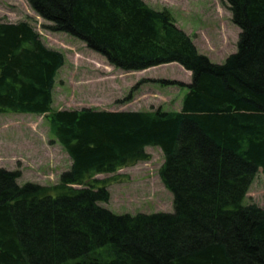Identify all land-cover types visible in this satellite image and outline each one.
I'll use <instances>...</instances> for the list:
<instances>
[{"label":"trees","instance_id":"trees-1","mask_svg":"<svg viewBox=\"0 0 264 264\" xmlns=\"http://www.w3.org/2000/svg\"><path fill=\"white\" fill-rule=\"evenodd\" d=\"M27 1L118 70L178 63L192 82L162 81L187 89L179 112L55 110L66 56L30 22L0 20V114L44 116L72 162L51 186L0 169V264H264V207L243 204L264 173V0H222L241 30L223 64L144 0ZM148 147L164 154L174 212L103 207L112 179L97 176L148 162Z\"/></svg>","mask_w":264,"mask_h":264},{"label":"rangeland","instance_id":"rangeland-1","mask_svg":"<svg viewBox=\"0 0 264 264\" xmlns=\"http://www.w3.org/2000/svg\"><path fill=\"white\" fill-rule=\"evenodd\" d=\"M156 10L168 9L177 26L194 41L199 52L213 63L223 64L238 50L241 30L232 21V13L222 0H144ZM0 20L8 23L30 22L44 43L66 56V64L57 76L53 108L55 110L179 112L191 72L178 63L141 72H125L111 66L85 42L66 33L46 29L49 22L32 10L27 0H0ZM137 88V89H136ZM136 89L134 92H132ZM54 140L44 116L0 114V169L20 171V185L35 183L51 186L69 170L72 162ZM151 159L127 167L116 174L98 175L112 179L111 199L101 204L113 213L124 215L173 213L174 198L160 179L165 158L161 149L148 147ZM117 177L116 180H113ZM264 207V173L259 171L243 204Z\"/></svg>","mask_w":264,"mask_h":264}]
</instances>
